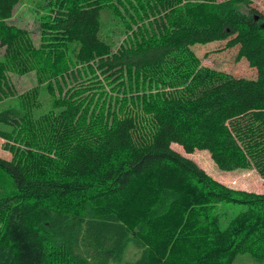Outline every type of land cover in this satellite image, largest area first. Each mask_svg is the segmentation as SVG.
I'll list each match as a JSON object with an SVG mask.
<instances>
[{
  "label": "trees",
  "instance_id": "obj_1",
  "mask_svg": "<svg viewBox=\"0 0 264 264\" xmlns=\"http://www.w3.org/2000/svg\"><path fill=\"white\" fill-rule=\"evenodd\" d=\"M18 1L0 0V264H264V194L171 146L264 178V13L248 0H42L35 45L9 22ZM223 40L254 78L200 66L192 45ZM29 71L40 87L14 92L8 72Z\"/></svg>",
  "mask_w": 264,
  "mask_h": 264
},
{
  "label": "rangeland",
  "instance_id": "obj_2",
  "mask_svg": "<svg viewBox=\"0 0 264 264\" xmlns=\"http://www.w3.org/2000/svg\"><path fill=\"white\" fill-rule=\"evenodd\" d=\"M249 5L255 7L262 13H264V0H248ZM42 0H20L18 1L17 5L14 8L12 17L10 18L9 22L19 26L21 28H25L32 38L31 40L35 45H38L40 41V29L38 27L39 21L37 20V9L42 6ZM241 6V5H240ZM243 9L244 6H241ZM225 40L223 41H213L210 43L204 44H195L192 45L191 49L197 56L196 59L199 60V64L205 68H212L215 70L223 71L226 73H230L234 76H241L247 78H254L256 76V71L251 68L248 63L245 61V58L240 60H236L235 56L237 53V48H225ZM4 52V47L0 48V54ZM10 73V74H9ZM9 82L12 85L14 92H22L27 89H32L36 86L40 87V83L38 82L37 75L34 71H29L24 74H15L13 72H8L7 74ZM103 79V77H99ZM79 80V81H78ZM72 82L69 87L71 86H79L82 84V79H78ZM89 79L83 81L89 82ZM104 81V80H103ZM89 84V83H87ZM90 85V84H89ZM104 88L109 90V86L104 84ZM39 90V98L42 102V108H46V104L52 96L51 93L46 91V88L41 87ZM95 88H90L88 92L95 91ZM115 94H122V91H117L116 89H112ZM4 140L0 138V156L1 158H9L11 154L6 151L2 146ZM172 148L175 151H178L185 157L190 158L197 163L209 176L212 178L222 182L223 184L227 185L230 188H237L240 190L252 191L257 194H264V178L258 174L255 169H236L231 171H222L220 170L215 162H213L212 158L208 150L205 149H194L192 153H186L182 151V147L177 144H172ZM225 206H227L224 203ZM230 208L232 209V213H237L240 211L244 205L242 204H229ZM136 220V219H135ZM134 220L131 221V223ZM137 253L134 250H130L128 254L125 256L126 259L133 261L136 257ZM253 264V260L239 261L236 264Z\"/></svg>",
  "mask_w": 264,
  "mask_h": 264
}]
</instances>
